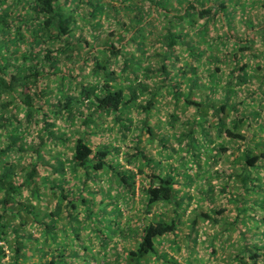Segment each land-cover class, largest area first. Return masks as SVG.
Returning a JSON list of instances; mask_svg holds the SVG:
<instances>
[{
  "label": "trees",
  "instance_id": "obj_1",
  "mask_svg": "<svg viewBox=\"0 0 264 264\" xmlns=\"http://www.w3.org/2000/svg\"><path fill=\"white\" fill-rule=\"evenodd\" d=\"M23 1L28 4L30 12L25 16L17 14L16 19L19 22L12 27L3 17L9 4L0 0V3H3L0 11V127H4L6 122L13 118L16 124L7 135L9 142L0 147V264H74L72 259L77 257L83 264L104 263L103 257L106 251L104 249H101V253L89 251L88 245L78 236L77 229L85 227L84 223L87 219L97 224L95 235L101 246L108 243L113 234L119 237L120 240L117 243H112V249L115 251L114 264H120V260L122 264H140L147 254L159 253L157 246L162 245L163 236L175 231L178 221L181 220L177 207L182 199L181 195L176 196L175 188L179 183L176 175H182L189 183L193 178L192 174L184 171L183 167L175 171V175L169 170L161 171L152 168L151 156L145 154L138 146V135L131 136L137 141L131 150L125 146L127 144L123 146L125 147L121 152L123 161L120 162L113 158L114 155L117 156L119 146L104 141L96 144L92 140L94 133L84 127L80 131L76 130L74 136L73 131L69 134L64 130L53 131L48 128L51 122L47 117L50 114H58L72 121L75 116L81 114L78 103L91 106V112L82 117L83 123H94L93 115L98 117L101 114H111L112 126H116L123 138L127 135L131 125H134L131 122L132 119L126 115L128 110L133 106L137 107L138 111L147 117L156 103L160 101L159 96L170 90L174 101L181 97L185 105H195L197 110L196 115L191 118L193 127L188 131L186 141L187 146L192 149L191 155L196 164V170L201 167L202 158L199 155L200 152L195 149V146L200 144L196 138L195 128L201 126L203 139L210 136L208 127L205 125V128L199 120L204 119L207 111L215 117L214 135L224 134L231 140L236 139L239 143L242 142L248 147L242 149L244 153V158H241L242 163L244 159L246 164H255L264 156V139L254 141L251 139L254 132L250 131L252 123L264 128V116L262 120L254 118L253 114L258 112L256 109L245 107L244 111L238 110L237 104L240 100L230 101L228 99L229 89H226L223 98L218 102L209 94H205L206 102L189 97L188 94L181 96L182 79L187 80L186 86L189 91L192 86L200 84L197 74H192L197 69V65L193 62L192 64L186 63L174 70V62L171 59L175 52L173 46L184 33L181 28L177 29L178 22L201 20L196 29L199 35L208 21L217 19L224 23L231 11L228 9V2L232 0H172L173 4L171 0H148L149 3L144 5L126 3L125 0H121L123 8H135L129 21L134 20L136 23L129 26L130 28L126 25L128 32L118 35L116 44L106 39L101 40L96 46H88L86 39L73 35L74 23L80 22L83 18L82 14L78 16L80 20L73 16V8L68 7V2L73 0ZM94 2L89 10V17L95 11L101 10L103 6L108 9L113 8L111 2L107 0ZM260 6L263 12L258 16L259 21L253 24L249 22L251 24L246 25L249 30L259 28L264 33V0H260ZM158 13L168 19L156 29V38L150 40L156 44L158 49L153 52L157 59L147 60V64L144 65L136 54L126 55L121 41L126 39L125 43H131L137 50V54L144 53V48L140 43L141 37L138 40L135 35H138L140 27L146 24L153 27ZM25 17L28 19L26 22L23 21ZM123 24L124 22L120 20V26ZM223 29L222 38L224 40L220 41L222 45L225 46L226 40L232 39V43H238V48L232 52L231 56H221L217 59L223 62L227 59L232 61L231 72H234L235 81L243 82L246 79L248 64L242 60V53L246 52L249 45L231 38L233 34L225 25ZM185 42L189 49L190 59L198 60L203 53L202 48L199 46L192 48L191 37ZM117 55L122 63L120 70L124 71L127 68L126 72L120 71L119 75L113 68L114 58ZM175 55L174 58L177 59ZM205 57L208 58V55ZM62 59L67 61L74 59L79 65L72 66L73 70L68 71L65 67L69 64L62 62ZM88 59L93 62L91 66L93 75L101 74L99 80L78 81L77 92H60L57 95L54 94V100H52L50 98L52 93L47 92L46 77L50 80L58 78L60 85L64 78L68 80L75 78L79 72L78 68L87 63ZM212 68L216 70L217 65L214 64ZM210 71L208 75L212 73ZM152 74L157 75V79L152 81L156 84L148 81ZM263 75L264 71L262 77ZM35 99H38V102ZM16 106L18 110H21L23 123L13 114ZM260 107L264 109V104ZM39 120L44 122V126L41 127L42 132H35L36 142L31 138H25L19 131V126L27 128V131L28 129L37 130L36 123ZM146 128L151 133L149 124H146ZM70 135L73 136L71 141H69ZM59 142L68 147V155L60 157L58 153L62 151L58 150V153L54 152L55 155L51 159L47 157L41 159L39 147H46L45 144L56 147ZM237 145L239 144L234 146ZM26 146L31 147L35 152V161L21 163L15 162L12 158H5L7 154L10 156V148L21 155ZM235 147L222 144L217 140L206 153L205 161L213 166L217 159L214 155L225 149L232 152ZM146 168L148 173L144 172ZM106 170L112 173L125 192L126 195L122 198L126 206L128 202L126 198L133 196L136 190L145 212H150L155 203H170L174 207V214L168 218L163 215V212L156 216H141L143 220L137 222L136 217L140 214L133 212L127 216V220L132 219V223L125 222L121 225L119 221L121 206L116 204L113 196L108 197L94 213L90 200L92 193L97 189L88 186V182L96 178V173ZM238 170L237 175L241 174V169L238 168ZM19 173L20 180L16 178ZM238 179L242 184L243 179ZM21 185H25L30 195L39 200H43L44 195L55 197V205L49 211L47 221L36 216L32 206L25 201L17 205L18 197L22 195ZM78 204L81 205V210L77 208ZM109 204L112 205L110 209L106 208ZM20 209H23L25 214L31 215V224L27 225L23 219L17 223L13 222V217L20 215ZM111 215L114 217L112 218ZM199 215L210 217L209 213L203 211ZM59 216L63 220L61 224L58 223ZM212 219L215 223L218 222L215 216H212ZM111 222L113 226L107 232L104 223ZM191 222V228H194V218ZM32 224L35 228L42 230L41 240L36 238L34 232L29 231ZM66 227L70 228L73 233L72 238H77V241L73 242L70 241V237H65ZM56 228L62 232L61 239L55 238ZM129 236L134 238V244L124 246V243L129 241ZM48 239L49 242H47ZM244 243L240 252H243L242 255L245 253L246 258L241 264H264V249L261 246L252 247L255 243ZM118 244L122 247L118 248L116 246ZM5 248L9 249V254L5 252Z\"/></svg>",
  "mask_w": 264,
  "mask_h": 264
},
{
  "label": "rangeland",
  "instance_id": "obj_2",
  "mask_svg": "<svg viewBox=\"0 0 264 264\" xmlns=\"http://www.w3.org/2000/svg\"><path fill=\"white\" fill-rule=\"evenodd\" d=\"M4 1L9 4L3 16L4 20L10 24L9 26L13 27L19 22L16 19L17 14L25 16L30 12L28 4L23 0ZM94 1L96 0H73L68 2V7L73 8V16L76 19L80 20L78 16L83 15L80 22L76 21L74 23L73 35L86 39L89 44L88 46H96L101 40L106 39L108 42L116 44V37L126 34L129 30L128 27L136 23L134 20L129 21L135 12V8H123L121 6L123 1L121 0H107L111 2L113 8L108 9L106 6H103L101 10L95 11L89 17L88 13L92 4L95 3ZM124 2L131 4L133 2L138 5L149 3L148 0H125ZM171 4H173L172 0ZM228 4V9H231V11L226 16L224 23H221L217 19L208 21L199 35H197L196 29L201 20L192 22L182 20L178 22L177 29L181 28L184 33L173 46L175 50L171 58L174 62L173 69L176 70L178 66L186 63L192 64L193 62L197 65V69L192 74H197L200 84L197 83L196 86H192L189 91L186 86L187 80L182 79L180 83L181 96L188 94L189 97L206 102L205 94H209L218 102V100L223 98L222 96L225 94L226 89H229L228 99L230 101L240 100L237 104L238 110L244 111L245 107L246 109H256L258 112L254 113L253 117L262 120L264 109H261L260 106L264 104V75L262 77L264 71V33L259 28L249 30L247 29V25L251 24L249 22H252V24L257 23L259 21L258 16L263 12V9L260 6V0H232ZM2 5L3 3H0V11L2 10ZM167 19V17L158 13L153 27L147 24L140 27V31L135 37L136 39L141 37L142 41L140 43L144 48V53L137 54V50L134 49L131 43H125L126 39L122 40V46L126 51V55L130 53L136 54L144 65L147 64V60L154 61L157 59V56L155 57L153 52L158 49L156 44L150 40L151 38H156V29L161 26L163 21L167 22ZM27 20L26 17L23 19L25 22ZM120 20L124 22L121 26ZM224 25L233 34L231 38L237 39L241 43L246 42L249 45L246 52L243 51L242 53V60L248 64L246 79L243 82L237 83L235 81L234 72H231L232 61L227 59L223 62L217 59L221 56H231L232 52L238 48V43H232V39L230 41L226 40L225 46L220 42L224 40L222 38ZM24 32L28 31L24 30ZM190 37L192 38V48L196 46L202 48L203 53L198 57V60L190 59L189 49L185 42ZM61 54H58V56H62ZM174 55L177 59L174 58ZM205 55H208V58ZM96 56L99 55L96 54ZM114 59L113 68L115 72L118 75L121 72H126L127 68L124 71L120 70L122 65L120 57L117 55ZM63 61L66 62L65 64H69L68 67H65L68 71L73 70L72 66L76 67L79 65L74 59L71 61L62 59ZM214 64L217 65L216 70L212 68ZM92 65L93 62L88 59L87 63L78 68L79 72L75 73V78L70 80L64 78L60 85L58 78L50 80L49 77H46L47 92L52 93L50 98L54 100L53 95H57L60 92H77L79 88L78 81L99 80L101 74L94 76L91 71ZM209 71L212 72L210 75L207 74ZM155 79H157V75L152 74L148 81L152 83ZM152 84H156V82ZM209 86L210 88H208ZM35 100L38 102V99ZM159 100L147 117L143 113H140L137 107L133 106L128 110L126 115L132 119L131 122L134 125H131L126 133L127 135L123 138L116 126H112L113 119L111 114H101L98 117L93 115L94 123L84 124L82 117L91 112V106L80 103L77 106L81 110V114L75 116L72 121L58 114H50L47 117L51 122L48 128H51L53 131L64 130L68 134L70 131H73V136L74 132H77L76 130L80 131L83 127L87 128L90 132L94 133L92 140L96 144L104 141L119 146L117 156L114 155L113 158L120 162L123 161V157H121V152L125 149L123 146L127 144L125 146H128V149L131 150L134 143L137 142L131 136L138 135V146L143 149L145 154L151 156L152 168L161 171L169 170L175 175V171L181 170L183 167L184 171L192 174L193 178L189 183L182 175H176L179 180L175 188L176 196L181 195L182 199L180 205L177 207L181 220L178 221L175 231L168 232L163 236L162 245L160 247L157 246L159 253L147 254L140 264H241L242 260L246 258L245 253L242 255L243 252H240L242 244H245L244 242L255 243L252 247L261 246L264 249V189H262L264 188V156L255 164H246L244 159V163H242L241 158H244L242 149L248 147L242 144V142L239 143V140L235 139L234 141L227 138L224 134L215 136V117L207 111L204 119L199 120H201L200 122L205 128L206 126L208 127L210 136L203 139L201 137V126L195 128L196 138L200 142V144L195 146V149L200 152L199 155L202 158L201 167L196 170L197 167L191 155L192 149L186 144L188 131L193 127L191 118L197 113L195 105H185L181 101V97L177 101H174L170 90L165 91L159 96ZM13 114L23 123L22 113L21 110H18V106L13 109ZM5 115H8L6 111ZM14 121V118L9 119L4 127H0V147L9 142L7 135L9 130L12 131V128L16 125ZM146 124H149L151 133L147 130ZM252 124L250 132H254V135L251 139L254 141L263 140L264 128L254 123ZM42 126H44V122L42 123L39 120L36 123L37 130L28 129L27 131V128L24 129L22 126H19V131L22 132L25 138H31L36 142L37 135H35V132H42ZM73 136H69V141L72 140ZM217 140L222 144L232 147H235L234 145L236 144L239 145L232 152H228L229 149H225L221 153L214 155L217 159L214 165L210 166L205 161V156ZM45 145L46 147H39L41 159L45 157L51 159L55 155L54 152L58 153V150L62 151V153H58L60 157L68 155V147H65L62 142H59L56 147L49 144ZM9 152L10 156L7 154L5 158H12L15 162L25 163L35 161V152L32 151L31 147L26 146L21 155H18L13 148H10ZM257 164H259L258 167ZM242 165L243 167L241 168ZM238 168L241 169V174L239 175H237ZM216 170L217 172H215ZM144 172L148 173V169L146 168ZM237 177L243 179L242 184ZM16 178L18 180L21 179L20 173ZM88 186L97 189V191L92 193L90 200V206L94 213L105 203L108 197L113 196L116 204L121 206V216L119 217L121 225L125 222L132 223V219L127 220V216L133 212H139L140 214L136 217L137 222L141 221V216H156V214L163 212V215L168 218L175 212L173 205L170 203H155L150 212H145L143 210V203L139 200L140 196L136 190L133 196H130L129 199L126 198L128 201L126 206L122 198L126 194L117 182V179L108 170L96 173V178L89 181ZM20 190L22 195L18 197L17 205H21L20 203L25 201L32 206L36 216L47 221L49 219V211L55 205V197L51 198L44 195L43 200H39L37 197L30 195L29 189L25 188V185H21ZM101 198L103 201H99ZM77 208L82 209L79 204ZM106 208L110 209L112 205H106ZM216 209L220 211H215ZM23 211V209H20V215L13 217V222L17 223L23 219L27 225L31 224V215L25 214ZM202 211L209 213L210 217L199 215ZM212 216H215L218 222L215 223ZM111 217L113 218L114 216L111 215ZM193 218L194 228H191V220ZM62 221L61 216H59L58 223L61 224ZM84 224H86L85 227L77 229L79 238H82V241L88 245L89 251L100 253L101 249L106 251V255L103 257L104 263L102 264H114L113 256L115 251L112 249V243H117L120 240L117 234H113L108 243L101 246L96 238L97 235H95L97 224L88 219ZM104 226H106V231L109 232L113 223H104ZM65 229V237H70V241H77V238H72L73 233L70 228L66 227ZM29 231L34 232L37 239L41 240L43 238L42 230L35 228L33 224L30 226ZM56 231L55 238L61 239V230L56 228ZM9 237L11 236L9 235ZM128 239L129 241L124 243V246H132L134 244L133 237L129 236ZM47 242H49V239ZM116 246L118 248L122 247L121 244ZM5 252L9 254V249L5 248ZM235 253H238V255H235ZM72 260L74 264H83L78 257ZM120 264H122L121 260Z\"/></svg>",
  "mask_w": 264,
  "mask_h": 264
}]
</instances>
